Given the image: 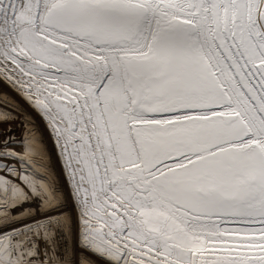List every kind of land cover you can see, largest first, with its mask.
<instances>
[{"label":"snow or ice","instance_id":"snow-or-ice-1","mask_svg":"<svg viewBox=\"0 0 264 264\" xmlns=\"http://www.w3.org/2000/svg\"><path fill=\"white\" fill-rule=\"evenodd\" d=\"M0 264H264V0H0Z\"/></svg>","mask_w":264,"mask_h":264},{"label":"rangeland","instance_id":"rangeland-1","mask_svg":"<svg viewBox=\"0 0 264 264\" xmlns=\"http://www.w3.org/2000/svg\"><path fill=\"white\" fill-rule=\"evenodd\" d=\"M2 127H7V125H2ZM43 126L41 125V128H42ZM19 133H17V135H18ZM44 142H45V144H46V146H47V148H48V150H49V154H50V165H51V167L53 168V171H55V172H59V170H60V166H59V163H58V161H57V158H56V156H55V152H54V150H53V145H52V142L47 138V135L45 134V137H44ZM63 243V242H62Z\"/></svg>","mask_w":264,"mask_h":264}]
</instances>
